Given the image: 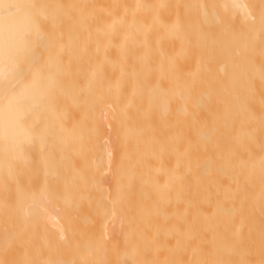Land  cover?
I'll use <instances>...</instances> for the list:
<instances>
[{
  "label": "bare ground",
  "instance_id": "bare-ground-1",
  "mask_svg": "<svg viewBox=\"0 0 264 264\" xmlns=\"http://www.w3.org/2000/svg\"><path fill=\"white\" fill-rule=\"evenodd\" d=\"M5 2L0 264H264V0Z\"/></svg>",
  "mask_w": 264,
  "mask_h": 264
},
{
  "label": "snow or ice",
  "instance_id": "snow-or-ice-1",
  "mask_svg": "<svg viewBox=\"0 0 264 264\" xmlns=\"http://www.w3.org/2000/svg\"><path fill=\"white\" fill-rule=\"evenodd\" d=\"M29 7H36L35 5H28ZM228 5H225L227 7ZM21 7V5L16 3H8L5 2V0H0V14H10L14 10H18ZM231 7L234 9L240 10L242 14L245 16L249 15L248 11V5L243 2V0H231ZM4 55L3 51H0V58H2ZM6 79L5 74L2 70H0V83H2ZM38 79V76L34 78L35 80Z\"/></svg>",
  "mask_w": 264,
  "mask_h": 264
}]
</instances>
